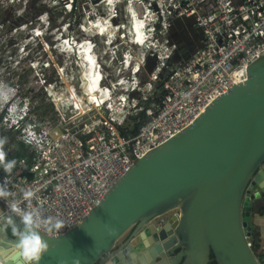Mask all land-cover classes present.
I'll return each instance as SVG.
<instances>
[{
    "label": "built area",
    "instance_id": "built-area-1",
    "mask_svg": "<svg viewBox=\"0 0 264 264\" xmlns=\"http://www.w3.org/2000/svg\"><path fill=\"white\" fill-rule=\"evenodd\" d=\"M124 7L131 18L144 20L146 33L138 43L140 58L123 54L130 67L125 78L104 85L102 75L100 90L91 99L84 95L86 101L78 105L73 89L69 103H56L53 120L37 114V106L26 100L6 99V90L0 89L1 100L6 99L0 105V132L7 133L1 137L5 162L16 161L11 174L0 165V183L7 178L8 201L16 205L15 211H4L0 198L1 214L21 223V215L31 213L41 234L61 236L78 225L136 158L243 83L248 65L264 55V0H127ZM149 59L147 78L141 79L138 74ZM142 110L147 121L134 135H121L119 127ZM16 143L24 144L26 152L18 155ZM25 191L33 196L26 200ZM50 217L63 221V227H51ZM247 243L252 249L251 237ZM256 259L264 264V245Z\"/></svg>",
    "mask_w": 264,
    "mask_h": 264
},
{
    "label": "water",
    "instance_id": "water-1",
    "mask_svg": "<svg viewBox=\"0 0 264 264\" xmlns=\"http://www.w3.org/2000/svg\"><path fill=\"white\" fill-rule=\"evenodd\" d=\"M256 199H264V55L243 83L136 158L78 225L40 233L49 249L39 264H259L247 243ZM9 226L24 230L0 213L1 264H11Z\"/></svg>",
    "mask_w": 264,
    "mask_h": 264
},
{
    "label": "rangeland",
    "instance_id": "rangeland-1",
    "mask_svg": "<svg viewBox=\"0 0 264 264\" xmlns=\"http://www.w3.org/2000/svg\"><path fill=\"white\" fill-rule=\"evenodd\" d=\"M125 4L127 0H0V89L6 90V99L26 100L37 106V114L52 120L56 103H69L73 89L74 102H84V65L73 52L84 42L91 45L88 55L95 60L98 76H104L102 84L125 78L130 67H125L123 54L129 51L138 58L141 54V46L132 43L126 32L130 14ZM144 63L145 69L138 74L141 79L147 78L143 73L147 74L151 60ZM6 99L0 96V105ZM129 118L124 123L127 127L132 125Z\"/></svg>",
    "mask_w": 264,
    "mask_h": 264
},
{
    "label": "clouds",
    "instance_id": "clouds-1",
    "mask_svg": "<svg viewBox=\"0 0 264 264\" xmlns=\"http://www.w3.org/2000/svg\"><path fill=\"white\" fill-rule=\"evenodd\" d=\"M5 142V139H0V165L3 166L6 174H11L16 161L11 160L5 162L6 154L3 151V144ZM7 184V178L0 183V198H3L6 204L4 211L8 209L15 211L16 205L8 201L10 191L7 190ZM23 196L27 200L33 196V193L31 191H25ZM48 222L51 227H55L56 229L63 227V221L58 218L50 217L48 218ZM21 223L24 225V230H18L14 233L16 240L10 246L11 254L9 256L8 253L5 252L4 256H8V259L11 260V264H39L44 253L48 251L49 244L42 238L38 231L39 225L35 222L31 213L22 214ZM2 258L3 257H0V259ZM74 264H80L79 259H76Z\"/></svg>",
    "mask_w": 264,
    "mask_h": 264
},
{
    "label": "bare ground",
    "instance_id": "bare-ground-1",
    "mask_svg": "<svg viewBox=\"0 0 264 264\" xmlns=\"http://www.w3.org/2000/svg\"><path fill=\"white\" fill-rule=\"evenodd\" d=\"M126 12L129 13L130 10L128 8H126ZM129 20L130 21H128L127 25H126V32L129 33V35L131 37L133 36V38H134L133 42H135L136 44L144 42V40L146 39L145 38L146 33L143 32V28L145 27L144 22L142 20L139 21V20L133 19L131 17H129ZM95 23L97 24V22H94V25L92 24L93 27L95 26ZM111 25H113L112 22H111ZM98 27H100V25H98ZM130 36H128V37H130ZM68 45H69V43H68ZM76 46H78V47L73 48V52L79 56V58L82 60V63L84 65V73H83V79H82L83 80L82 81V88L84 91V95L88 94V95H91L93 98V96H94L93 94L95 93V91L100 90V86H98V82L100 81L101 78H100V76H98V73L96 71L94 58L92 57V59H90L89 55H88V50H89L88 47H90L91 45L86 44V42H84L83 44H78ZM70 48H71V46H70ZM81 97L82 96H80L78 98L81 99ZM84 101H85V99H84Z\"/></svg>",
    "mask_w": 264,
    "mask_h": 264
},
{
    "label": "trees",
    "instance_id": "trees-1",
    "mask_svg": "<svg viewBox=\"0 0 264 264\" xmlns=\"http://www.w3.org/2000/svg\"><path fill=\"white\" fill-rule=\"evenodd\" d=\"M73 3L74 4L72 6L76 7V2H73ZM79 18L80 17H78V19ZM143 75L146 76L144 73H143ZM156 87H157V90L158 91L155 94V98L157 99L158 98V95L160 94V91H161L160 90L161 89V82L160 81L157 83ZM150 104H151V101L150 100H147L145 102V105L146 106H148ZM129 119H131L132 125H131V127H127V126L119 127V133L121 135H124V136H126V135H131V136L134 135L137 132V130L139 129V127L147 121L148 116L146 115L145 111L142 110V111L138 112L137 115L131 116ZM3 134H7V133L0 132V139H1V137H2ZM10 135H13V134H10ZM15 147L17 149V154L18 155L19 154H23L27 150L26 147L24 146V144H22V143H16ZM18 229H19V227H17V226H9L7 228V231H8V233L10 235L14 236V233L17 232ZM252 250H255V254L258 255V253L261 250V245L255 243L253 241V248H252ZM211 258H212V256H211ZM209 264H217V263L214 260H211V262Z\"/></svg>",
    "mask_w": 264,
    "mask_h": 264
},
{
    "label": "crops",
    "instance_id": "crops-1",
    "mask_svg": "<svg viewBox=\"0 0 264 264\" xmlns=\"http://www.w3.org/2000/svg\"><path fill=\"white\" fill-rule=\"evenodd\" d=\"M1 213V209H0ZM251 219V239L263 246L264 245V199L252 201L250 206Z\"/></svg>",
    "mask_w": 264,
    "mask_h": 264
},
{
    "label": "flooded vegetation",
    "instance_id": "flooded-vegetation-1",
    "mask_svg": "<svg viewBox=\"0 0 264 264\" xmlns=\"http://www.w3.org/2000/svg\"><path fill=\"white\" fill-rule=\"evenodd\" d=\"M166 218H168V217H166Z\"/></svg>",
    "mask_w": 264,
    "mask_h": 264
}]
</instances>
